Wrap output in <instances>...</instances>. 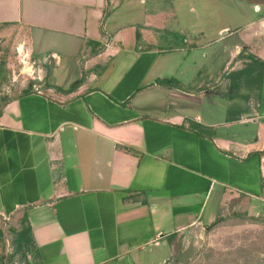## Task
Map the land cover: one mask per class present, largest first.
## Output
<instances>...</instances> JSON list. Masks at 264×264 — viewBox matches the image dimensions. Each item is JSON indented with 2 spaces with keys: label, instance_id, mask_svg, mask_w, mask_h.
I'll list each match as a JSON object with an SVG mask.
<instances>
[{
  "label": "crops",
  "instance_id": "0c3cea01",
  "mask_svg": "<svg viewBox=\"0 0 264 264\" xmlns=\"http://www.w3.org/2000/svg\"><path fill=\"white\" fill-rule=\"evenodd\" d=\"M251 7L255 21L206 42L194 25L158 20L154 0H0V37L17 30L49 72L48 95L0 111V218H26L34 264H165L169 239L215 223L226 202L264 210V0ZM233 36L210 83L198 52ZM245 49L263 64L258 99L212 91ZM64 62L79 71L68 87ZM214 100L236 108L223 124L201 116Z\"/></svg>",
  "mask_w": 264,
  "mask_h": 264
},
{
  "label": "rangeland",
  "instance_id": "374dc122",
  "mask_svg": "<svg viewBox=\"0 0 264 264\" xmlns=\"http://www.w3.org/2000/svg\"><path fill=\"white\" fill-rule=\"evenodd\" d=\"M256 1L259 0H154V4L159 9L155 10L158 20L167 17L172 29L176 26L193 27L194 25L196 29L200 28L203 31L205 41L208 42L217 38L220 29L226 28L233 32L234 29L243 28L255 21L257 16L250 6ZM161 9L164 12L163 15H160ZM236 39L238 37L233 36L228 38L225 44L218 42L198 52L203 66L207 64L208 68H212L210 83L216 82L217 72L227 59V56L223 54V46L235 42ZM19 48H22L21 53L18 52ZM243 53H245L243 57L248 62L239 64L238 67L241 70L233 76L224 78V74L221 75L223 77L218 80V83L211 85L215 87L212 91L223 93L225 98L237 97L246 100L248 94L252 93L254 98L258 99V86L260 87L261 83L255 78L259 76V73L261 74V67L250 54H247V49ZM29 55L30 52L21 43L17 30L0 37V111L8 100L18 97L24 91L37 94V90L41 95L45 93L48 95L47 88L50 87L47 84L48 69L44 65L35 64V59ZM71 55L73 59L79 56L75 50ZM121 58L118 59L117 68L113 71L117 77L126 72L125 63L120 64V61H126L123 57ZM65 64L66 70H64ZM98 70L100 72L94 73L102 76L104 69ZM56 75L62 82H66L64 86L68 87L72 81L78 80L79 71L75 62H64ZM149 82H151L150 77H147L143 84ZM180 82L186 84L185 80ZM190 84L193 86V80H190ZM97 85L103 87L101 80L97 82ZM214 101L216 104L205 101L201 116L204 119L212 118L211 122L214 124H223L232 117L236 108L227 107L224 111L225 102ZM192 108L194 111L191 114H195L196 104ZM216 131L220 138H232L229 134L232 132L231 129H228L229 133L223 127ZM234 139L244 143L250 141L241 136ZM201 195L203 201L204 192ZM225 204L215 223L204 224L192 230L187 229L182 235L171 237L169 239L171 255L165 264H264V210L248 209V211L244 204L233 203L232 205L230 201ZM21 221L22 214L13 216L7 221L0 218V264L35 263L33 247L18 246L16 243L15 232L21 231L25 226Z\"/></svg>",
  "mask_w": 264,
  "mask_h": 264
},
{
  "label": "trees",
  "instance_id": "16d2710c",
  "mask_svg": "<svg viewBox=\"0 0 264 264\" xmlns=\"http://www.w3.org/2000/svg\"><path fill=\"white\" fill-rule=\"evenodd\" d=\"M260 67L262 68L263 67V64H260ZM255 79L258 80L259 83H261L260 80H262V72L261 74L259 73V76H257ZM157 84H160V85H165V86H170L172 84V81L170 80H158L157 81ZM74 87L70 88V89H73ZM32 92L30 91H24L22 94H30ZM26 218H23L21 223L23 225H25L21 231L19 232H15V240H16V243L18 244V246L20 245H26V246H32L33 245V242H32V238H31V230H30V227L28 226V224L26 223ZM14 240V241H15ZM33 247V246H32Z\"/></svg>",
  "mask_w": 264,
  "mask_h": 264
},
{
  "label": "built area",
  "instance_id": "2783aa9c",
  "mask_svg": "<svg viewBox=\"0 0 264 264\" xmlns=\"http://www.w3.org/2000/svg\"><path fill=\"white\" fill-rule=\"evenodd\" d=\"M36 92H37V94H40V92H39V91H37V90H36Z\"/></svg>",
  "mask_w": 264,
  "mask_h": 264
}]
</instances>
